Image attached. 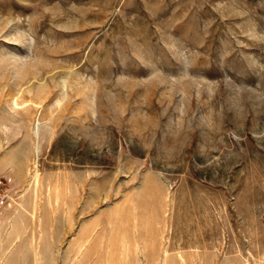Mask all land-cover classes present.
<instances>
[{
  "label": "rangeland",
  "instance_id": "1",
  "mask_svg": "<svg viewBox=\"0 0 264 264\" xmlns=\"http://www.w3.org/2000/svg\"><path fill=\"white\" fill-rule=\"evenodd\" d=\"M0 264H264V0H0Z\"/></svg>",
  "mask_w": 264,
  "mask_h": 264
}]
</instances>
